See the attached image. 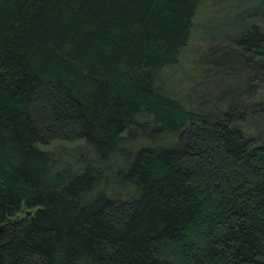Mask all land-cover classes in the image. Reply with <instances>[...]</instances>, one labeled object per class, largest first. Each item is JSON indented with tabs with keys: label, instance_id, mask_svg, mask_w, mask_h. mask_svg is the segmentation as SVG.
<instances>
[{
	"label": "trees",
	"instance_id": "1",
	"mask_svg": "<svg viewBox=\"0 0 264 264\" xmlns=\"http://www.w3.org/2000/svg\"><path fill=\"white\" fill-rule=\"evenodd\" d=\"M201 1L0 0V264H264V142L247 127L264 129V78L225 83L252 89L239 107L158 88ZM229 35L264 70V27ZM55 140L95 163L55 168L38 146Z\"/></svg>",
	"mask_w": 264,
	"mask_h": 264
},
{
	"label": "rangeland",
	"instance_id": "2",
	"mask_svg": "<svg viewBox=\"0 0 264 264\" xmlns=\"http://www.w3.org/2000/svg\"><path fill=\"white\" fill-rule=\"evenodd\" d=\"M251 17L264 27V0H202L194 18V25L188 44L182 49L178 62L163 69L158 78L161 92L179 100L186 108L201 110L225 104L227 96L230 105L239 107L250 100L251 88L233 91L225 83L239 85L245 80L258 82L264 78V70L245 65L240 53L232 46V31L237 30L244 19ZM229 35V36H228ZM257 87V86H255ZM233 91V92H232ZM247 125L248 133L255 142H264V129L255 120ZM177 134L164 132L159 138L136 137L134 145L149 142L154 147L163 142L176 141ZM54 160L55 168L70 165L80 170L84 162L96 161L91 147L83 140L74 142L55 140L38 145Z\"/></svg>",
	"mask_w": 264,
	"mask_h": 264
}]
</instances>
